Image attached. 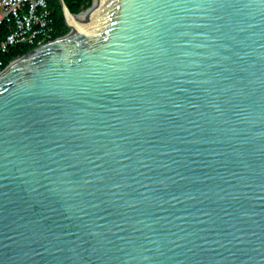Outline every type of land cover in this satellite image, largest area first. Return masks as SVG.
<instances>
[{
	"label": "water",
	"instance_id": "1",
	"mask_svg": "<svg viewBox=\"0 0 264 264\" xmlns=\"http://www.w3.org/2000/svg\"><path fill=\"white\" fill-rule=\"evenodd\" d=\"M59 2L0 72V264H264V0Z\"/></svg>",
	"mask_w": 264,
	"mask_h": 264
},
{
	"label": "built area",
	"instance_id": "2",
	"mask_svg": "<svg viewBox=\"0 0 264 264\" xmlns=\"http://www.w3.org/2000/svg\"><path fill=\"white\" fill-rule=\"evenodd\" d=\"M0 32L6 33L0 39V72L20 57L8 58L13 49H36L62 37L56 36L51 0H0Z\"/></svg>",
	"mask_w": 264,
	"mask_h": 264
},
{
	"label": "trees",
	"instance_id": "3",
	"mask_svg": "<svg viewBox=\"0 0 264 264\" xmlns=\"http://www.w3.org/2000/svg\"><path fill=\"white\" fill-rule=\"evenodd\" d=\"M92 0H65L70 11L74 14H78L82 7H87L91 4ZM52 14L55 20L56 36L66 35L70 29L65 23L63 12L59 0H51ZM6 33L0 32V39L5 37ZM33 50V47L19 46L12 50L8 58L23 56Z\"/></svg>",
	"mask_w": 264,
	"mask_h": 264
},
{
	"label": "bare ground",
	"instance_id": "4",
	"mask_svg": "<svg viewBox=\"0 0 264 264\" xmlns=\"http://www.w3.org/2000/svg\"><path fill=\"white\" fill-rule=\"evenodd\" d=\"M76 26H73V29L75 30Z\"/></svg>",
	"mask_w": 264,
	"mask_h": 264
}]
</instances>
